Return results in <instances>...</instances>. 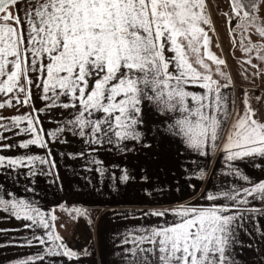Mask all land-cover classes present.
Masks as SVG:
<instances>
[{
    "label": "snow or ice",
    "instance_id": "6c2138e0",
    "mask_svg": "<svg viewBox=\"0 0 264 264\" xmlns=\"http://www.w3.org/2000/svg\"><path fill=\"white\" fill-rule=\"evenodd\" d=\"M262 5L264 0H230L231 12L224 13L230 25L235 19L229 35L240 30L241 51L255 53L258 60H264ZM211 25L205 0H0V94L6 97L0 108L13 107V101L31 104L30 112L0 116V149L29 150L0 154V168H11L17 177H34L38 171L51 175L57 164L49 141L70 145L68 134L82 147L59 155L74 159L87 153L101 176L103 161L92 158L95 146L108 145L120 154L136 151V144L151 148L158 137L178 142L181 155L203 158L202 164L185 167L184 174L192 197L209 203L169 201L165 206L153 197L154 204L133 215L157 217L159 223L127 232L123 264H238L239 232L248 231L250 224L261 231L264 178L253 181L235 162L247 160L264 170V122L256 118L247 92L243 114L233 116L235 99L222 91L232 83L220 68L226 61L209 51L205 26ZM252 31L261 40L249 39L245 46ZM206 60L216 65L219 79ZM33 87L42 107L35 105ZM146 108L155 114L151 122L145 120ZM41 114L56 125L47 133ZM3 132L28 138L15 141ZM131 141L135 143L129 147ZM33 145L46 153H31ZM218 158L220 168L215 166ZM37 165L47 166L48 172ZM18 168L27 172L18 173ZM140 171L139 179L148 182L147 169ZM221 176L232 180L220 182ZM129 179L136 177L121 169L120 180ZM144 191L152 195L148 188ZM25 192L39 196L32 186ZM0 211L29 221L24 228L44 229L42 235L33 231L31 239L24 237L21 245L38 244L43 251L15 264L79 255L54 234L47 220L55 217L42 212L36 201L4 187Z\"/></svg>",
    "mask_w": 264,
    "mask_h": 264
},
{
    "label": "crops",
    "instance_id": "0c3cea01",
    "mask_svg": "<svg viewBox=\"0 0 264 264\" xmlns=\"http://www.w3.org/2000/svg\"><path fill=\"white\" fill-rule=\"evenodd\" d=\"M262 72H264V66L257 65L256 70L250 72L251 82L238 83L230 78L231 86L228 89H222L223 92L235 99L236 112L233 113L234 117L237 113L243 114V94L247 92L251 107L256 110V118L264 122V80L262 79ZM189 90L202 91L192 86H189ZM32 93L36 107H42L44 101L39 100L35 87L32 88ZM257 96L262 98L257 101ZM2 99H6V97L0 94V100ZM30 110L31 104L16 105L13 101V107L0 108V116L10 117L30 112ZM154 118L155 114H150L146 108V122H151ZM40 119L43 121L42 126L45 133L56 126L54 122L48 120L45 114H41ZM2 134L15 141L28 138L26 135L12 137L7 132ZM68 139L72 141L70 145L49 141L57 164V168L52 171L51 175L40 174L38 171L34 177H27L26 175L17 177L11 168H0V191L4 187L10 188L20 196L36 201L42 212L55 217L54 220L50 218L47 220L50 225H54V234L59 235L68 248L79 253L77 257L71 260L63 256L46 257L44 261L36 260L29 262V264H51L52 261H55V264H123V249L128 245H124L122 239L127 232L134 231L141 225L149 226L159 223L157 217L133 215L137 209L147 210L150 204H154L153 197L155 201L165 202V206L169 201L175 203L191 200L192 203H209L206 200H198L192 197V189L187 186L188 181L184 174L185 167L192 169L202 164L203 158L191 154L181 155L183 145L178 142L158 137L152 140L151 148H143L136 144V151L120 154L109 150L108 145H105L104 153L98 150V146H95L99 152L93 153L92 158L103 161L101 167L104 175L101 176L96 171L97 165L89 163L86 159L88 154L85 157L74 159H69L66 155L64 157L59 155L61 151H79L81 149V147H74L70 150L71 145H79L80 141L78 138L72 137L71 134H68ZM127 143L131 147L135 142ZM25 151L29 150L18 147L11 150L0 149V154L11 156L22 154ZM30 152L44 155L46 149L33 145L30 146ZM182 161L186 162L183 166H181ZM191 161H196V163L193 164ZM235 163L253 181L264 178V170L251 166L247 160ZM114 165L117 166L114 167ZM215 166L217 168L222 166L219 158ZM41 167H43L44 173L48 172L47 166L37 165V169ZM123 168H127L136 179L122 182L120 176ZM141 168L147 169V174L150 177L148 182L139 179L143 175L140 171ZM17 172L26 173L27 169L18 168ZM219 179L220 182H223L225 179L232 180V177L221 176ZM235 182L237 184L245 183L241 180ZM193 183L199 185L200 181L194 180ZM29 186L35 187L39 196L26 193L25 188ZM145 188L152 192L151 196L145 193ZM159 188H163V192L157 190ZM199 191L200 188L198 187L197 193ZM254 203L258 204V202ZM73 217H79L87 222L90 226V232L82 226L70 232L67 227L68 225L70 227L69 219ZM26 223L30 222L18 220L0 211V229H9V231H0V264H15L19 259H25L29 255L43 251L42 246L38 244L21 246L23 238L31 239L33 231L38 235L44 233L43 227L24 228L23 225ZM257 227H260L261 231H256L255 227L250 224L248 231L241 230L239 232L240 243L235 245V256L238 264H264V234H262L264 233V217L260 218V224ZM89 236L90 242L86 249ZM76 240L79 244H76ZM85 252L87 254H84Z\"/></svg>",
    "mask_w": 264,
    "mask_h": 264
},
{
    "label": "rangeland",
    "instance_id": "374dc122",
    "mask_svg": "<svg viewBox=\"0 0 264 264\" xmlns=\"http://www.w3.org/2000/svg\"><path fill=\"white\" fill-rule=\"evenodd\" d=\"M205 2L207 5V11L210 14L212 20L211 27L205 26L208 32V36L210 38L209 51L212 54L216 55L218 58H221L226 61V64L220 65V68L232 80L238 83L251 82L252 76H250V72L256 70V67H253V65L264 66V60H258L256 58L255 53L246 54L241 51V37L243 36V33L240 32V30H236V32H234L233 35H229L230 28L235 27V19H233L230 25L228 16L224 15V13L231 12L230 0H205ZM261 14H264V5L261 6ZM249 39L252 42H257L261 40V38L257 34H255L254 31L249 32L247 34V38L243 40L245 46L248 45ZM202 51L203 50L201 49V54ZM261 55H264V52H262ZM206 62L210 65L213 71L214 78L219 79V77L215 76L216 65L209 60H206ZM263 73L264 72H262V76H263L262 79L264 80ZM74 147L75 148L82 147V144L80 143L79 145H71L70 150L74 149ZM97 148H99L98 150L100 152L104 153L106 146H104L102 149L99 146ZM69 220L71 224L70 227L68 225L67 229L70 230V232L76 230L78 227L81 226L85 230L90 232L89 224L87 222H84L81 218L73 217L70 218ZM75 242L76 244H79L77 240ZM89 242H90V236L87 239L85 248L89 245Z\"/></svg>",
    "mask_w": 264,
    "mask_h": 264
}]
</instances>
